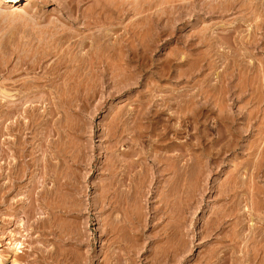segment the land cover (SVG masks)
I'll return each instance as SVG.
<instances>
[{"label":"rangeland","instance_id":"374dc122","mask_svg":"<svg viewBox=\"0 0 264 264\" xmlns=\"http://www.w3.org/2000/svg\"><path fill=\"white\" fill-rule=\"evenodd\" d=\"M237 24L240 30L238 29V33L232 32ZM255 24H260L261 32L250 34ZM262 32H264V0H18L15 3L0 0V88L8 89L12 81L13 83L17 81L15 86L18 82L25 84L27 81L31 85V83L34 84L31 81H35L36 84L32 85L34 89L30 88L32 91H36L35 94L27 91L31 86L26 83L24 87L28 86V89L26 88L24 94L26 92H30V94H25L27 98L24 94L20 96L23 97V100H27L25 102L27 107L31 104L30 110H32V106L40 108L37 110L39 114L37 111H35L37 114L33 113L37 117L43 111L44 115L45 111L53 108L54 105H50L51 107L47 105L52 102L56 103V109L60 106L58 109L64 110V115H62L63 111L58 113V110L52 118L54 121L57 119L55 122H61V125L55 126L57 123L54 125L55 129L59 128L61 134L62 130L63 133H67L65 130L71 126L69 130L71 133L69 131L67 133L70 140L66 139L65 141L63 136L59 138L60 133L57 135V132H55L57 133L55 137L53 133L51 137H53V141H56L55 139L58 137V142L63 139L65 142L60 141L59 143L62 145L65 143L66 146H64L65 144L61 145V148L65 150L69 148L70 153L68 150L67 152L72 158L70 162L75 161L70 165L68 161L65 165L64 158L63 160L60 157L52 156L54 158L51 159L53 161L51 163L56 164L55 167L60 169H57L58 175L55 176L50 171V177L45 183L40 178L42 177V165L40 164H42L43 152L41 148L46 145L41 137L48 132L44 131V128L50 125L48 123L39 128L40 132L33 131V135H29L31 138L28 135L23 136L24 138L28 137L27 144L30 146L26 145V149L33 153L29 158L34 157V159L30 160L27 157L26 160L30 165L26 168V175L23 178L19 177L20 179L17 176L18 180L14 179L20 167L15 164L17 160L14 157L16 155L13 145L11 146L15 131L8 134L4 129L9 122L16 120L17 116L15 115L14 119L6 120V118L4 120L3 116L5 115L0 114V150L4 154L0 153V155L5 157L0 158V264H53V262L55 264L54 257L50 258L48 254L52 255L54 251L56 254L58 250L72 251L71 253L76 258L77 254L84 257L95 252L93 261L88 264H108L107 250L104 249V242L100 241L102 235L100 232L104 230L105 222L103 221H106L107 215L106 213L105 215L100 214L99 208L95 209L92 206L99 199L103 180L102 170L96 171V167H101L110 155L113 158L122 159V151L130 150L131 139L127 140V144H118L116 137L119 133L117 132L125 127H128L125 134L141 129L144 121L137 120V117L142 114L148 115L151 120L149 131L152 139L158 140L161 134H168V138L163 142V145H168V149L155 150L153 157L149 158V162H146L151 165L145 166L150 170L149 174L153 173L152 164L154 165L157 156H165L164 163L169 164L174 161L173 156L177 154L174 149H178L177 146L180 145L187 146L188 151H185L181 161L187 166L184 168L185 177L183 180H179V183L175 179H171V175L165 173L159 178L160 184H158V180L156 183L151 179L153 187H151V193H154L155 187L159 188H157L158 193L156 191L159 202H156L153 207L156 209L166 207V215L172 218H169L171 219L169 224L174 225L176 216L178 218L179 214H185L184 230L188 231H183L185 235L180 237V240L177 238L179 242L175 243V239L166 237L165 240V234L163 238L162 236L157 238L158 230L163 231L162 233L166 232L165 224L169 222L167 220L163 224L162 220L154 221L153 225L149 224L150 227L152 226V231L149 230V232L147 228H144L141 238L133 237L136 241L131 239L126 229H124V233L120 228L119 245L130 247V242H134L136 245L138 240L142 239L143 241V245L142 242L137 245L138 247L144 246L141 251L139 248V254L134 257L130 256L133 261L130 264H152L155 255H158L163 249H169L179 243L182 264H202L207 255L211 254L208 252L213 254L216 248H224L227 243L225 245L218 241L215 243L211 237L212 232L206 238V232L211 230L210 226L215 225L216 214L230 206V201L229 203L227 200L225 202V198L217 195L221 192L232 196L231 201L240 205V210H237L239 214L248 211V221L246 222L248 223L246 225L248 233L252 229L264 225V46L262 45L263 50H260L240 45V51H236V53L232 51V46L236 45L233 42L235 37L238 41L240 39L247 41L253 39V36L257 39H264ZM232 52L236 56L237 52L241 55L236 59ZM233 58L237 61L233 62ZM209 61L212 66H208ZM14 66L17 68V73L12 74V77L9 76L12 79L10 80L7 74H10L13 69L15 70ZM27 66L30 71L27 70ZM18 68L23 69L18 72ZM10 69L12 70L10 71ZM97 70L101 73L106 70L108 77H116V83L110 81L103 85ZM52 71L54 80L49 77V74L52 75ZM44 72L46 73L43 74ZM229 73L232 76L229 77ZM54 75H57V80ZM221 75L223 79L226 78L224 81ZM70 77H74L71 78V80L73 79L70 80L71 83L69 82ZM227 77L230 78H228L230 81L227 80ZM64 78L67 84L65 81L60 84L61 79L64 80ZM35 85H37L36 89ZM66 88L69 92H66ZM50 90L54 94L49 93ZM64 91L67 93V97L71 98L63 97L66 99L65 101L58 98L63 105L57 106L60 102L57 101L56 96L60 97L59 93L64 94ZM38 98L44 103L38 102L40 101ZM1 99H3V95L0 97ZM66 101L67 104L69 102L74 104H69L72 105L71 108L73 107L70 114L64 108L67 105ZM61 106L63 109H60ZM6 108L0 112L7 111ZM65 113L68 114L65 116ZM20 114L25 116L23 112ZM19 117L21 118V116ZM47 117L49 116L47 115ZM62 122L69 127L61 128ZM49 128L48 126L46 130ZM175 132L178 134L173 135ZM33 137L35 140L32 139ZM127 137L129 136L127 135ZM57 141L55 145L50 144L49 146L56 147ZM67 141L68 143H66ZM141 143L143 145L146 140L142 139ZM194 143L199 144L198 150L190 148ZM39 144L43 146L40 148ZM32 148H35L34 152L31 150ZM134 149L135 147L132 146L131 150ZM48 151L51 152L50 149ZM169 156H172L171 160H169ZM195 156L198 159L196 164ZM83 159V162L86 159L89 160L85 163H90L92 169L84 168L86 164L81 162ZM79 161L82 164H78ZM11 167H15L14 169L17 170H12ZM209 167L212 168V172ZM9 172L12 173L11 178L6 175ZM51 175L53 176L51 177ZM196 177L200 178L199 185L200 187L203 185V189L202 194L195 193L196 196L193 195V197L190 193L193 189L192 186L196 183L195 179L198 181ZM64 179L72 180V183L76 181L80 188L85 187V196L64 191V188L59 185L60 182H64ZM52 180L53 182H51ZM54 180L57 183H54ZM12 182L16 183L17 187L12 188ZM42 185H46L48 189L52 187L53 197L51 195L50 197L54 198L53 203L57 201L55 204L58 207L61 205L63 207V204L68 203L76 209L79 207L87 209L88 207L86 213L83 212L82 215L76 216L77 218L61 216L57 212H55L56 215L54 212L48 214L46 207L42 206L41 197H39ZM213 190H215L214 194ZM164 191L165 193H163ZM168 193L169 199H166L165 196ZM145 198L140 201L141 205L139 204V206L141 207L138 206L142 222L144 219L149 220L153 213L150 211L152 210L151 200L148 199V196ZM195 200H199L200 204L195 205ZM31 209L35 211H33V216L29 217L27 215ZM114 213L116 214L113 211L111 216L114 217ZM123 213L121 212L118 217L122 215L124 217L126 213L124 211ZM104 216H106L105 219ZM37 219H39L38 222ZM213 220L215 221L213 222ZM226 221L231 223L229 218H226ZM156 223L159 225L156 228L157 231L155 228L152 229ZM49 226L58 233H65L72 227L82 228L85 230L83 232H86L87 244L80 250L61 245L57 239L47 235ZM161 228L163 230H160ZM228 229L224 231V234ZM231 230L234 228L229 229L228 233ZM121 236L122 238H120ZM143 237H150L152 239H149L153 242L155 240V243L150 245L145 238L146 242L144 241ZM15 241L21 243L18 250L14 249ZM10 243L11 245H9ZM116 245L112 247V252L118 251ZM115 247L116 249H114ZM123 259L122 264H129V262H125L128 257ZM215 259L217 256H212L210 262L218 264Z\"/></svg>","mask_w":264,"mask_h":264},{"label":"bare ground","instance_id":"6f19581e","mask_svg":"<svg viewBox=\"0 0 264 264\" xmlns=\"http://www.w3.org/2000/svg\"><path fill=\"white\" fill-rule=\"evenodd\" d=\"M4 1H6V0H4ZM8 1H10V2H17L18 0H8ZM9 3V2H8ZM10 4V3H9ZM208 6V5H207ZM247 7V6H246ZM262 8V7H261ZM245 9V8H244ZM240 11V10H239ZM178 20V19H177ZM251 20V19H250ZM258 20V19H257ZM256 22V21H255ZM259 22V21H258ZM257 22V23H258ZM259 25L260 24H255V26H254V28L252 29L253 31H251V33L250 34H259V32H261L260 30H261V28L259 27ZM238 29H239V26H238V24H237V26H234V30L232 31V32H237L238 33ZM240 30V29H239ZM231 32V31H230ZM262 34H264V32H262ZM54 35H55V33H54ZM229 35H232V34H229ZM238 36V35H237ZM66 37V36H65ZM231 37V36H230ZM240 37V36H239ZM251 37V36H250ZM233 39H234V36H233ZM238 39V38H237ZM54 40V39H53ZM264 39H257V38H255L254 36H253V39H249V40H247V41H245V40H236V37H235V39H234V43L236 44L235 46H232L233 47V50L232 51H235V53H236V51H240V49H239V47H240V45H245V46H250V47H253L254 49H260V50H263L264 49V47H263V49L261 48L262 47V45L264 46V41H263ZM185 43V42H184ZM2 44V43H1ZM4 45V44H3ZM190 45V44H189ZM7 48V47H6ZM59 48V47H58ZM241 49H242V47H241ZM216 50V49H215ZM218 50V49H217ZM4 52V51H3ZM16 52V51H15ZM131 52V51H130ZM216 52V51H215ZM245 52V51H244ZM217 53H218V51H217ZM233 53V52H232ZM235 53H233L234 55H235ZM238 53V55L237 56H239V55H241V54H239V52H237ZM54 54V53H53ZM216 54V53H215ZM220 54V53H219ZM222 54V53H221ZM83 55V54H82ZM244 55V54H243ZM245 55H246V53H245ZM244 55V56H245ZM46 56V55H45ZM212 56V55H211ZM237 56L235 55V56H233V57H235L236 59H237ZM217 57V56H216ZM232 57V56H231ZM200 58V57H199ZM212 58V57H211ZM235 58H233V62H234V60H236ZM240 58V57H239ZM238 58V59H239ZM243 58V57H242ZM75 59V58H74ZM242 60V59H241ZM188 61V60H187ZM225 61V60H224ZM237 61V60H236ZM235 61V63H238V62H236ZM239 61V60H238ZM19 62V61H18ZM232 62V63H233ZM59 63H61V62H59ZM69 63V62H68ZM89 63H90V60H89ZM17 64H19V63H17ZM16 64V65H17ZM58 64V63H57ZM116 64V63H115ZM239 64H240V62H239ZM245 64V63H244ZM15 65V66H16ZM14 66V68H15V72L12 70V69H10V74H7L8 75V78H9V76H11L12 74H14V73H17L16 71H17V68ZM57 66H59V65H57ZM56 66V67H57ZM190 66V65H189ZM208 66H212L211 65V63H210V61H209V63H208ZM235 66H236V64H235ZM17 67H18V65H17ZM76 67V66H75ZM81 67V66H80ZM233 67H234V65H233ZM239 67H241V66H239ZM239 67H238V69H239ZM243 67V66H242ZM82 68V67H81ZM237 68V67H236ZM244 68V67H243ZM247 68V67H246ZM2 69V68H1ZM23 69V68H22ZM21 68H18V72H21V70H22ZM31 69L32 70H34L32 67H31ZM52 69V68H51ZM80 69V68H79ZM78 69V70H79ZM83 69V68H82ZM86 69V68H85ZM91 69V68H90ZM199 69V68H198ZM209 69V68H208ZM27 70H29L30 71V69H28V66H27ZM27 70H24L25 72L27 71ZM31 70V71H32ZM57 70H58V68H57ZM194 70V69H193ZM53 71H54V69H53ZM51 72L52 73V75L51 74H49V77H52V80H54L53 79V74H54V72ZM56 71V70H55ZM98 71V70H97ZM101 71V70H100ZM1 72V71H0ZM8 72V71H7ZM48 73H50V71H47ZM80 72V71H79ZM99 72V71H98ZM24 73V72H23ZM46 72H44L43 74H45ZM48 73H47V75H48ZM57 73V71L55 72V74ZM75 73V72H74ZM74 73H73V75H74ZM81 73V72H80ZM100 73V76L101 77H99V78H101V82H102V84L104 83H106V82H113V83H116V81H117V79H116V77H108L107 76V73H106V70H104V72H99ZM230 73H232L231 71H230ZM229 73V77H230V74ZM60 74V73H59ZM58 74V75H59ZM128 74V73H127ZM159 74V73H158ZM226 74V73H225ZM224 74V75H225ZM51 75V76H50ZM69 75V74H68ZM227 75V74H226ZM14 76V75H13ZM56 76V77H55ZM228 76V75H227ZM232 76V75H231ZM7 77V76H6ZM12 77V76H11ZM48 77V78H49ZM54 77H55V79L57 78V75H54ZM59 77V76H58ZM60 77H61V75H60ZM82 77V76H81ZM129 77V76H128ZM219 77V76H218ZM221 77H222V80L224 81V79H226L225 77H224V79H223V76L221 75ZM229 77H227V80L228 81H230L229 79ZM44 78V77H43ZM47 78V77H46ZM46 78H44V79H46ZM62 78V77H61ZM71 78H74V77H70V79H69V82H70V80H71ZM229 78V79H228ZM10 79V78H9ZM8 79V80H9ZM43 79V80H44ZM63 79V78H62ZM61 79V83L60 84H62V82L63 81H65V83H66V80H65V78H64V80H62ZM67 79V78H66ZM10 80H12V79H10ZM34 80H36V79H34ZM57 80V79H56ZM73 80V79H72ZM71 80V81H72ZM208 80V79H207ZM221 80V79H220ZM37 81V80H36ZM76 81V80H75ZM17 82V81H16ZM16 82L15 83H13V81H12V84H10V86H9V88L8 89H1V88H3V87H1L0 88V97L3 95V99H1L0 100V110H2L3 108H5V107H7L6 109H7V111L6 110H4V111H2V112H0V114L2 115H5V116H3V117H5L4 118V120L6 119V120H8V118L9 119H11V118H13V117H15V115L17 116V119L16 120H12L11 122H9V123H11V124H9L8 122V124L6 125L7 127H6V129H4V130H6L7 132H8V134H9V132H12V131H15L14 132V137H13V141L11 142L12 144H11V146L13 145V147H14V153H15V157H14V159L15 160H17L16 162H15V164L17 165V166H20L19 167V170H18V174L17 175H15L14 176V179L16 178L17 179V176H18V179H20L19 177H22L23 178V176L24 175H26V168H28L29 167V163H28V161L26 160V158L28 157H30L33 153L32 152H30V150L28 149H26V145H29V144H27V138L29 137V135L30 134H32V132L33 131H39V128H41L43 125H46V124H50V125H47V127L46 128H44L45 130L44 131H48L47 133H45V135H40V136H42L41 137V140L43 141V142H45L46 143V145L45 146H43V145H41V146H43L42 148H41V146H40V144L38 145V146H40V148L43 150V152H42V164H40V165H42V177H40V178H42V180L44 181V183L49 179V173H50V171H52V173H54L55 174V176H57L58 174V171H57V169L58 170H60L59 169V167L57 168V167H55V165L56 164H54L53 165V163H51V162H53L51 159L52 158H58V157H60V158H64L63 160L65 161H63L62 160V162H64L65 163V165H67L66 163H68V161L70 162V159H72L69 155L70 154H68V152H69V148L67 149L68 150V152H67V150H65V149H63V148H61V145H62V143L60 144L59 142L60 141H63V139H65V141H66V139H69L68 138V135L69 134H67L68 133V131L71 129V126L69 127V126H65L64 125V123H63V127L62 126H60L61 128H63L64 129V127L65 128H67V127H69V128H67V130H65V131H67V133L65 132V133H63L64 131L62 130V134H66V135H62L60 132V130H59V128L58 129H55V127H54V125L55 126H58V124L59 125H61L60 123H58V122H55L54 121V115L57 113V111L59 110L58 108L60 107L59 105H63L62 103H61V101H59V99L58 98H62L61 100H63L64 98L63 97H65L66 99L67 98H69L70 96H68L67 97V93L66 92H69L68 91V87L66 88L67 89V91L65 92L64 91V94H62L61 92L59 93V95H61L60 97H57L56 95V98L58 99L57 101L58 102H60V104H58L57 106H59V107H57V109L55 108L56 107V103L55 104H53V102H52V104L50 103V104H47V105H49V107H51L52 105H54V106H52L53 108H51L50 110H47L46 108H48L47 107V105H45V107H43V109L45 108L46 110H47V112L45 111V114L43 115V113H44V111H43V113L42 114H40V115H38V117H37V115H35V114H37L38 113V109H40V108H38L36 105V107H34L33 108V106H32V110H30V105H28V107H27V105H26V101L27 100H23V97L22 96H20L21 94H24V92H25V90H26V88L28 87H24L25 86V84L27 83V81H26V83L24 84V82H22V84H20V82H18V84L15 86L14 84H16ZM31 82H34V84H36L35 83V81H31ZM48 82V81H47ZM222 82V81H221ZM49 83V82H48ZM64 83V82H63ZM71 83V82H70ZM74 83V82H73ZM211 83V82H210ZM225 83V82H224ZM28 84V83H27ZM30 84V83H29ZM28 84V85H29ZM34 84H32L31 83V85H29V86H31V87H29V89L30 88H32V85H34ZM40 84V83H39ZM67 84V83H66ZM103 84V85H104ZM6 85V84H5ZM5 85H4V87H5ZM37 85H38V82H37ZM37 85H35L34 87H35V89H36V86ZM42 85V84H41ZM46 85V84H45ZM50 85V84H49ZM56 85V84H55ZM59 85V84H58ZM128 85V84H127ZM229 85V84H228ZM52 86V85H51ZM67 86V85H66ZM69 86V85H68ZM40 87V86H39ZM38 87V88H39ZM55 87V86H54ZM64 88H65V84H64V86H63ZM37 88V89H38ZM52 88V87H51ZM57 88V87H56ZM28 89V88H27ZM27 90V91H31V93L33 92H36V91H32V89H34V88H32V89H30V90ZM41 89H43V88H41ZM45 89V88H44ZM53 90V89H52ZM55 90V89H54ZM53 90V91H54ZM70 90V89H69ZM57 91V90H56ZM71 91H72V89H71ZM81 91V90H80ZM214 91V90H213ZM58 92V91H57ZM94 92V91H93ZM220 92V91H219ZM26 93H29L30 94V92H26ZM25 93V94H26ZM49 93H52L51 92V90H50V92ZM71 93V92H70ZM229 93V92H228ZM24 94V95H25ZM35 94V93H34ZM52 94H54V93H52ZM52 94H50V95H52ZM23 95V96H24ZM50 95H49V97H50ZM68 95H70L69 93H68ZM53 96V95H52ZM25 97L27 98V95H25ZM43 97V96H42ZM54 97V96H53ZM37 98V97H36ZM52 98V97H51ZM71 98V97H70ZM38 99L40 100V101H38ZM37 99V101L38 102H41V103H44V101L43 100H41L40 98H38ZM43 99V98H42ZM66 99H64L63 101H65ZM217 99V98H216ZM50 100V99H49ZM53 100V99H52ZM52 100H50V101H52ZM68 100H71V99H68ZM2 101H4V102H2ZM43 101V102H42ZM50 101H48V102H50ZM54 101V100H53ZM16 102H18V103H16ZM69 102V101H68ZM78 102H80V101H78ZM34 103V102H33ZM71 102H69L68 104H67V101H66V106H64V108L66 109V110H68L69 112V114L72 112L71 111V109L73 110V107L71 108V106L72 105H74V104H72L71 106L69 105ZM40 104V103H39ZM214 104H216V103H214ZM26 105V106H25ZM33 105V104H32ZM38 105V104H37ZM51 105V106H50ZM5 106V107H4ZM26 107L25 109H23L24 107ZM3 107V108H2ZM37 108V109H36ZM26 109H29V110H26ZM60 109H63V106H61V108ZM23 110V111H22ZM35 111H37V113L35 112ZM61 111H63L62 113V115H64V110H61ZM60 110H59V112L58 113H60L61 112ZM71 111V112H70ZM83 111V110H82ZM199 111V110H198ZM20 112H23V114L25 115V116H23V115H21L20 114ZM5 113V114H4ZM33 113H35V114H33ZM68 113H65V116L68 114ZM20 114V115H19ZM39 114V113H38ZM1 115H0V117H1ZM47 115L50 117H47ZM193 115V114H192ZM19 116H21V118L19 117ZM48 118H46V117ZM53 117V118H52ZM124 117V116H123ZM16 118V117H15ZM39 118V119H38ZM46 118V119H45ZM67 118V117H66ZM14 119V118H13ZM27 119V120H26ZM53 119V120H52ZM38 120H40V121H38ZM67 120V119H66ZM137 120H139V121H144V123H143V125H142V128L140 129L139 128V130H135V132L134 133H130V134H125L126 132H127V128L125 127V128H122V129H120L121 131L120 132H117V133H119V135L116 137V138H118V140H117V143L119 144V143H122V145H124V144H127V140L129 141L130 139H131V141H132V143H131V145H130V150L128 149L127 151H122V153H121V155L123 156L122 157V159H116V157L115 158H113V157H111V155L108 157V159H106L105 160V162H104V164L101 166V167H96V171H100V170H102V172H103V180H102V183H101V186H100V194H99V199L96 201V202H94L93 203V205L92 206H94L95 207V209H97V208H99V210H100V214L102 213V214H104L105 215V213H106V215H107V217L106 216H104V219H105V217H106V221L104 220L103 222H105V226H104V230H101V232H100V234H102L101 235V237H100V241H102V242H104L103 244H104V249L105 250H107V252L106 253H108V254H106V256H109V260H108V264H122L121 262H122V260H124L123 258H127L128 257V259H126L127 261H125V262H129V264H130V262H133L132 261V259L130 258V256H132V257H134V256H136L137 254H139V248H140V251L143 249V247L144 246H141V247H138L137 245H138V243L139 242H142V245H143V241H142V239H141V241L140 240H138L137 241V243H136V245H135V243L134 242H130V244L129 245H131L130 247L127 245V247L126 246H123V245H119V235L121 234V231H120V228L121 229H123V231H124V229H126L127 230V232L129 233V235H130V237H131V239H133L134 240V238L133 237H137L136 239H139V238H141V236L143 235V229L144 228H147V230L149 231V230H151V227L149 226V224L151 225V223H152V225H153V223L155 224V222L154 221H157V220H162V224H163V222L165 223L166 221L165 220H167V222L168 223H166L165 224V228H167V230H168V233H167V230H166V232H164V233H162L161 231H157V229L156 228H158V226L159 225H157V223H156V225H154V227L152 228V229H156V231H157V238H161V236H162V238H163V235L165 236V240H166V237L167 238H171V239H175L174 241H175V243L176 242H179V241H177L180 237H182V236H184L185 234H184V232L183 231H186V230H184V223H185V220H186V218L184 217V215L185 214H179V216H178V218H177V216H176V220H175V224L174 225H172V224H169L170 223V220L172 219L171 217H169V215H166V207L165 208H158V209H156V208H154L153 207V205L157 202H159V201H157V195L158 194H156V191H157V188L158 187H155L156 188V190L154 191V193H151L152 192V180H154V182L156 181V180H158V184H160L161 182L159 181L160 179L159 178H161L165 173L166 174H169V175H171V179H175V181H178L179 182V180H183V178L185 177L184 175H185V173H184V168H185V166H186V164H183V163H181V161L183 160V157H184V153H186L185 151L187 150V146H185V145H180V146H177V148L178 149H174V150H176V152H177V154L176 155H174L173 156V160L174 161H171V162H169V164L168 163H166V164H168V165H166L165 163H164V161L166 160L165 158V156L164 157H161V156H157L156 158H157V160L155 161V163H154V165L152 164V166H153V173L151 172L150 174H149V169L148 168H146L145 166H147L148 167V164L150 165V163H146V162H149V158H151V157H153V155H154V152H155V150H157V149H168V145H163V142H165V139H167L168 138V134H161L160 136H159V138H158V140H154V139H152V136H151V133H150V131H149V127H150V118H149V116L148 115H146V114H142V115H139L138 117H137ZM191 120V119H190ZM2 121V120H1ZM14 121V122H13ZM52 121H54L53 123H52ZM65 121V120H64ZM67 122V121H66ZM120 122V121H119ZM123 122V121H122ZM122 124V123H121ZM125 124H126V122H125ZM124 124V125H125ZM130 124V123H129ZM48 126L51 128H49V130H46V129H48ZM121 127H123V126H121ZM134 127V126H133ZM132 127V128H133ZM1 128V127H0ZM60 128V129H61ZM38 129V130H37ZM3 130V131H4ZM55 130H57V131H55ZM115 130V129H114ZM162 130V129H161ZM3 131H2V133H3ZM76 131V130H75ZM132 131V130H131ZM40 132V131H39ZM55 132H57V133H55ZM70 132V131H69ZM72 132H73V130H72ZM115 132V131H114ZM129 132V131H128ZM34 133V132H33ZM54 134L53 136L55 137V134H57V135H59V133H60V136H59V138L61 137V136H63V139L62 140H60L59 142L57 141V138L58 137H56V141L58 142V144H57V146L55 147H53L52 145H51V147L49 146L50 144H56V141H53V137H51L52 135L51 134ZM71 133V132H70ZM4 134H6V133H4ZM41 134V133H40ZM178 134V132H175V133H173V135H177ZM207 134V133H206ZM3 135V134H2ZM13 135V134H12ZM27 136L28 135V137L27 138H24L23 136ZM33 135V134H32ZM72 135V134H71ZM127 135L130 137H127ZM202 135V134H201ZM0 136H1V134H0ZM31 136V135H30ZM64 136H66L65 138H64ZM108 137H110V136H108ZM29 138H31V137H29ZM49 138H52V139H49ZM58 138V139H59ZM32 139H34L35 140V137H33ZM37 139V138H36ZM48 139H49V141H48ZM109 139V138H108ZM142 139H145L146 140V143H144L143 145H142V143H141V140ZM70 140V139H69ZM65 141H63V142H65ZM144 141V140H143ZM42 142V144H44ZM55 142V143H54ZM145 142V141H144ZM5 143H7V142H5ZM40 143H41V141H40ZM66 143H68V141L66 142ZM129 143V142H128ZM199 143V142H198ZM198 143H194L193 145H191V149L192 150H198L199 149V144ZM214 143H216V142H214ZM9 144V143H8ZM32 144V143H31ZM65 144V143H64ZM63 144V145H64ZM112 144V143H111ZM140 144H141V146H140ZM62 145V146H63ZM114 145V144H113ZM215 145V144H214ZM30 146V145H29ZM64 146H66V144L64 145ZM83 146V145H82ZM132 146L133 147H135V149L134 150H131V148H132ZM67 147H68V144H67ZM9 148V147H8ZM12 148V147H11ZM44 148H46L45 150H44ZM65 148V147H64ZM81 148V147H80ZM33 149H35V148H32L31 150L33 151ZM40 149V150H41ZM51 150V152L49 153V151L48 150ZM75 149V148H74ZM170 149V148H169ZM3 150V149H2ZM11 150V149H10ZM110 150V149H109ZM35 151V150H34ZM33 151V152H34ZM168 151V150H167ZM173 151V150H172ZM184 151V152H183ZM188 151V150H187ZM214 151V150H213ZM1 152H3V151H1L0 150V153ZM166 152V151H165ZM183 152V153H182ZM197 152V151H196ZM218 152V151H217ZM51 153H53V154H51ZM70 153V152H69ZM79 153V152H78ZM111 153V152H110ZM216 153V152H215ZM219 153V152H218ZM221 153V152H220ZM1 154H3V153H1ZM184 154V155H183ZM4 155V154H3ZM3 155H0V158H2L3 157ZM49 155H50V157H49ZM75 155H76V152H75ZM159 155V154H158ZM13 156H14V154H13ZM52 156H54V157H52ZM81 156V155H80ZM163 156V155H162ZM194 156V155H193ZM88 157V156H87ZM221 157V156H220ZM3 158H5V157H3ZM12 158V157H11ZM75 158V157H74ZM121 158V157H120ZM155 158V159H156ZM169 160H171V158H172V156H169ZM195 158L196 159H194L195 160V164L198 162L197 160V157L195 156ZM30 160H32V159H34V157H31V158H29ZM37 159V158H36ZM40 160V159H39ZM54 160V159H53ZM87 160V159H86ZM85 160V162H88L89 160H87L86 161ZM142 160V161H141ZM153 160V159H152ZM191 160V159H190ZM60 161H61V159H60ZM84 161V159L81 161L82 163H85V162H83ZM191 161H193V160H191ZM213 161V160H212ZM61 162V163H62ZM72 163L73 162H75V161H71ZM71 162L70 163H68L69 165L71 164ZM80 161H79V163L78 164H80L81 163ZM36 163V162H35ZM81 163V164H82ZM143 163H145V164H143ZM19 164V165H18ZM23 164V165H22ZM59 164V163H58ZM77 164V163H76ZM86 164V163H85ZM98 164V163H97ZM193 164V163H192ZM214 164V163H213ZM216 164V163H215ZM39 165V166H40ZM194 165V164H193ZM197 165H199V164H197ZM10 166V165H9ZM33 166V165H32ZM53 166V167H52ZM88 166V168H86ZM151 166V165H150ZM2 167V166H1ZM16 167V166H15ZM14 167V168H15ZM84 167V166H83ZM141 167V170H139V168ZM143 167V168H142ZM187 167V166H186ZM12 168V170H15L13 167H11ZM21 168V169H20ZM51 168H54L53 170L51 169ZM85 169H90L91 168V165H90V163H88V164H86L85 165V167H84ZM84 168H83V170H84ZM137 168H138V170H137ZM207 168V167H206ZM210 168V167H209ZM51 169V170H50ZM70 169V168H69ZM82 169V168H81ZM92 169V168H91ZM191 169V168H190ZM9 170H10V168H9ZM17 170V169H16ZM15 170V171H16ZM151 170V171H152ZM211 172H212V168H210L209 169ZM57 171V172H56ZM95 171V172H96ZM30 172V171H29ZM88 171L86 170V173H87ZM61 173V172H60ZM85 173V174H86ZM14 174V173H13ZM51 174V173H50ZM53 174V175H54ZM194 174V173H193ZM200 174V173H199ZM6 175H8L9 177L8 178H11V175H12V173H10L9 172V174H6ZM21 175V176H20ZM53 175H51V177L53 176ZM64 175V174H63ZM168 175V176H169ZM78 176V175H77ZM86 176V175H85ZM187 176V175H186ZM48 177V178H47ZM64 177V176H63ZM84 177V176H83ZM201 177V176H200ZM56 178H58V179H60L59 177H56ZM68 178V177H67ZM78 178V177H77ZM196 178H198V177H196ZM17 179V180H18ZM58 179H56V180H58ZM63 179V178H62ZM72 179V178H71ZM152 179V180H151ZM16 180V181H17ZM56 180H54V183H57L56 182ZM83 180V179H82ZM194 180V179H193ZM72 181V180H71ZM70 180H68V179H64V182H60V184L59 185H61L64 189V191L66 190V191H68V192H74L75 194H83V197L85 196V194H86V189H85V187L84 188H80V185L78 186V184L76 183V181L74 182V183H72ZM81 181V180H80ZM51 182H53V180L51 181ZM153 182V185L155 184ZM160 182V183H159ZM167 182V181H166ZM189 182V181H188ZM195 186L193 185L192 187H193V189L191 190V193L190 194H192V196L194 195V196H196V194L197 195H200V194H202V189H203V185L200 187V185H199V183H200V178H198V181H197V179H195ZM41 183H42V181H41ZM40 183V184H41ZM44 183H42V184H44ZM62 183V184H61ZM156 183H157V181H156ZM165 183V182H164ZM180 183V182H179ZM82 184V183H81ZM174 184V183H173ZM56 185V184H55ZM178 185H180V184H178ZM190 185V184H189ZM58 186V185H57ZM60 186V187H61ZM82 186V185H81ZM183 186V185H182ZM12 188L13 187H17V185H16V183H13L12 182V186H11ZM152 187V188H151ZM190 187V186H189ZM34 188V187H33ZM58 188V187H57ZM36 189V188H35ZM56 189V188H55ZM62 189V188H61ZM159 189V188H158ZM173 189V188H172ZM171 189V190H172ZM236 189V188H235ZM180 190V189H179ZM54 191V190H53ZM53 191H52V187H51V189H48L47 188V186L46 185H42V189H41V191H40V194L39 195H41V196H39L38 194V196L39 197H41V202H42V206H44V207H46V210L48 211V214H49V212L51 213H55V212H57V214L59 213L61 216H79V215H82L83 214V212H85V211H87V209H88V207H87V209L86 208H84V209H81V207H79V209H76V208H74V206H73V208L71 207V204H63V207H58L55 203L57 202H55V203H53L52 202V200L54 201V198L52 199V193H53ZM173 191V190H172ZM171 191V192H172ZM176 191V190H175ZM226 191V190H225ZM59 192V191H58ZM169 192V191H168ZM189 192V191H188ZM211 192V191H210ZM150 193V195H148ZM157 193H158V191H157ZM163 193H165V191L163 192ZM163 193H162V196H163ZM174 193V192H173ZM172 193V194H173ZM196 193V194H195ZM200 193V194H199ZM204 193V192H203ZM215 193V190H213V194ZM29 194V193H28ZM64 194V193H63ZM189 194V193H188ZM50 195L52 196V197H50ZM165 195V194H164ZM183 195V194H182ZM217 195H219L221 198H225V202H226V200L228 201V203H229V201H230V203H229V208H227V209H225V210H221V211H219L216 215H217V217L215 218V220H216V222H214L215 220H213V222L215 223V225H213L212 224V226H213V228H211L212 226H210V225H208V226H210V231L208 232H206V238H207V236H210L211 235V232L213 233L212 234V239H214V241H215V243H216V241H218V243L220 242V243H224V245H225V243H227L226 244V246H224V248L223 247H218V248H214L215 249V251H214V249H213V254H212V252H208V253H211L210 255H207V257L204 259V261H203V263L202 264H213V263H211L210 262V260H211V258H212V256H217V259H215V260H217L218 261V264H264V248H263V242H264V225L262 224V225H260V226H258L257 228H255L252 232L250 231V233H248L247 232V224L248 223H246L247 221H248V216H247V213H248V211H245V209L243 210V212L244 213H242V214H239L238 212H237V210H240L239 209V207H240V205L239 204H235V202H233V201H231L232 199V196H230V195H228V194H226V193H218ZM31 196V195H30ZM58 196V195H57ZM65 196V195H64ZM147 196H148V199L149 200H151V202H150V205H151V209L152 210H150V211H153V213H151L152 214V216L151 217H149V220H145L144 219V221L142 222V220L140 219V214H139V212H138V206H139V204L141 203L140 201H142L143 200V198H147ZM168 196H169V193H168V195H166L165 197H166V199L168 198ZM171 196V195H170ZM175 196V195H174ZM193 196V197H194ZM218 196V197H219ZM37 197V196H36ZM35 197V198H36ZM49 197H50V199H49ZM56 197V196H55ZM63 197V196H62ZM161 197V196H160ZM164 197V196H163ZM31 198V197H30ZM58 198V197H57ZM145 198V199H146ZM198 198H200V197H198ZM69 199V198H68ZM169 199V198H168ZM181 199V198H180ZM32 200V199H31ZM158 200H159V198H158ZM48 201H51V202H49L48 203ZM65 201V200H64ZM161 201V200H160ZM163 201V200H162ZM40 202V203H41ZM165 202H167L166 200H165ZM195 205L196 204H198L199 203V200H195ZM244 202V201H243ZM60 203V202H59ZM59 203H57L58 205H59ZM65 203V202H64ZM146 203V202H145ZM169 203V202H168ZM36 204V203H35ZM61 204V203H60ZM73 204V203H72ZM76 204V203H75ZM164 204V203H163ZM171 204V203H170ZM190 204V203H189ZM200 204V203H199ZM141 205V204H140ZM165 205V204H164ZM40 206V205H39ZM179 206V205H178ZM184 206V205H183ZM228 206V205H227ZM139 207H141V206H139ZM186 207H189V206H186ZM193 207V206H192ZM31 208H32V206H31ZM38 208V207H37ZM185 208V207H184ZM40 210V209H39ZM43 210V209H42ZM98 210V211H99ZM170 210V209H169ZM32 211V213L30 214V212ZM33 211H35L34 209L32 210H30V212H29V214L27 215V216H31L32 214H34V212ZM113 211H115L116 212V214H115V216L113 217V216H111V215H113ZM123 211L126 213V215L123 217V215L122 216H119L118 217V215L122 212V214H124L123 213ZM39 212V211H38ZM91 212V211H90ZM117 212H120V213H117ZM190 212V211H189ZM86 213V212H85ZM170 213V212H169ZM179 213V212H178ZM182 213V212H181ZM184 213V212H183ZM44 214V213H43ZM167 214H168V212H167ZM176 214V213H175ZM55 215H56V213H55ZM178 215V214H177ZM33 216V215H32ZM31 216V217H32ZM60 216V217H61ZM159 216V217H158ZM76 217V218H77ZM100 217V216H99ZM113 217V218H112ZM28 218V217H27ZM49 218V217H48ZM54 218V217H53ZM62 218V217H61ZM87 218V217H86ZM108 218V219H107ZM169 218H171V219H169ZM174 218V217H173ZM226 218H229V219H231V223H227V221H226ZM169 219V220H168ZM36 220V219H35ZM38 220L39 219H37V222H38ZM41 220V219H40ZM53 221V220H52ZM100 221V220H99ZM259 221V220H258ZM257 221V222H258ZM86 223V222H85ZM19 224V223H18ZM160 224H161V222H160ZM102 225V224H101ZM172 225V226H171ZM51 226V225H50ZM49 226V229L47 228V235H50V236H52L51 238H54V239H57L58 241H59V243H61V245H65V246H69V247H75V248H77V250H80L83 246H85L86 244H87V236L85 235V233L83 232V231H85V230H82V228L80 229V228H77V227H72L70 230L68 229V231L66 232L65 230V233H58V232H56L55 231V229H53V227H50ZM52 226H54L53 224H52ZM61 226H62V224H61ZM60 226V227H61ZM88 226V225H87ZM155 226H157V227H155ZM46 227V226H45ZM63 227H64V225H63ZM68 227V226H67ZM124 227V228H123ZM164 227H162V228H164ZM185 227H187V226H185ZM230 227V228H229ZM69 228V227H68ZM102 228V227H101ZM139 228V229H138ZM160 229V230H163V229ZM232 229V228H234V230H231V232L230 233H228L229 231V229ZM250 228H251V226H250ZM34 229V228H33ZM57 229V228H56ZM84 229H85V227H84ZM226 229H228L227 230V232H226V234H224L225 232L224 231H226ZM59 230V229H58ZM165 230V229H164ZM62 231V230H61ZM63 231V232H64ZM88 231V230H87ZM152 231V230H151ZM188 231V230H187ZM37 232V231H36ZM150 232V231H149ZM46 233V232H45ZM44 233V234H45ZM120 233V234H119ZM124 233H125V231H124ZM155 233V232H154ZM161 233V234H160ZM187 233V232H186ZM122 234H123V232H122ZM153 234V233H152ZM188 234V233H187ZM227 234H229V236H227ZM126 236V235H125ZM152 236H154V235H152ZM155 236H156V234H155ZM154 236V237H155ZM201 236V235H200ZM47 237H49V236H47ZM89 237V236H88ZM38 238V237H37ZM120 238H122V236L120 237ZM146 239L149 243L148 244H153V243H155V240H154V242H153V240L151 241L150 239H152V238H150V237H148V238H146V237H143V239ZM150 238V239H149ZM156 238V239H157ZM178 238V239H177ZM50 239V238H49ZM127 239V238H126ZM130 239V240H131ZM136 239L134 240V241H136ZM145 239H144V241H145ZM155 239V238H154ZM180 240V239H179ZM122 241V240H121ZM123 241H124V239H123ZM132 241V240H131ZM159 241H161V240H159ZM101 242V243H102ZM146 242V241H145ZM171 242V241H170ZM134 244V246H132L133 244ZM167 243V242H166ZM174 243V242H173ZM115 244H117L116 245V247H117V249H116V247L114 248V249H116V250H118L117 252H115V250L112 252V247L113 246H115ZM127 244V243H126ZM147 244V243H146ZM182 244V243H181ZM9 245H11V243L9 244ZM141 245V244H140ZM139 245V246H140ZM145 245V244H144ZM149 245V246H150ZM179 245H180V243H179ZM179 245H176V244H174V246H172L171 248H169V249H163L158 255H155L154 256V258L152 259V264H182L183 263V260H181V248L179 247ZM222 246H223V244H221ZM13 246H15L14 247V249H16V250H18V249H20V247H21V243H18V242H16L15 241V243H13ZM88 246V245H87ZM169 246V245H168ZM218 246V245H217ZM151 247V246H150ZM158 248V247H157ZM163 248V247H162ZM165 248V247H164ZM66 249V248H65ZM112 249V250H111ZM70 250V249H69ZM148 250V249H147ZM209 250V249H208ZM210 251V250H209ZM53 252V251H52ZM72 252V251H71ZM71 252H69V251H60V250H58V252H56V254H55V251L53 252V254L52 255H50V254H48V256H50V258L52 257H54L53 259V261H55V264H88L89 262H92L93 261V259H94V257H95V252H93V254H91V255H89V256H84V257H82L81 255H78L77 253V258L74 256V254L73 253H71ZM100 252H102V251H100ZM110 252H112V253H110ZM157 252V251H156ZM146 253H148V252H146ZM207 253V254H208ZM215 253V254H214ZM40 254V253H39ZM156 254V253H155ZM122 256H125V257H122ZM43 257H47V256H43ZM49 258V257H48ZM98 258V257H97ZM96 258V259H97ZM122 258V259H121ZM216 258V257H215ZM41 259V258H40ZM44 260L45 259H47V258H43ZM129 259H131L130 261H129ZM147 259V258H146ZM151 260V259H150ZM42 261V260H41ZM49 261V260H48ZM113 262V263H112ZM151 262V261H150ZM215 262V261H214ZM39 263V262H38ZM48 263V262H47ZM124 263V262H123ZM53 264H54V262H53ZM124 264H126V263H124ZM128 264V263H127Z\"/></svg>","mask_w":264,"mask_h":264}]
</instances>
